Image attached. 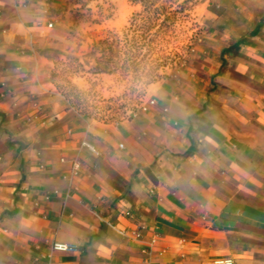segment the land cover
Listing matches in <instances>:
<instances>
[{
  "label": "crops",
  "instance_id": "obj_1",
  "mask_svg": "<svg viewBox=\"0 0 264 264\" xmlns=\"http://www.w3.org/2000/svg\"><path fill=\"white\" fill-rule=\"evenodd\" d=\"M229 1L183 80L101 125L47 83L51 1L0 0V264H264V0Z\"/></svg>",
  "mask_w": 264,
  "mask_h": 264
},
{
  "label": "rangeland",
  "instance_id": "obj_2",
  "mask_svg": "<svg viewBox=\"0 0 264 264\" xmlns=\"http://www.w3.org/2000/svg\"><path fill=\"white\" fill-rule=\"evenodd\" d=\"M44 58L51 90L91 123L141 113L162 85L183 80L229 0H49ZM211 3H213L211 5Z\"/></svg>",
  "mask_w": 264,
  "mask_h": 264
},
{
  "label": "built area",
  "instance_id": "obj_3",
  "mask_svg": "<svg viewBox=\"0 0 264 264\" xmlns=\"http://www.w3.org/2000/svg\"><path fill=\"white\" fill-rule=\"evenodd\" d=\"M48 26L51 27L52 24L50 23V24H48ZM153 104H154V100H153V99L149 100V101H148L147 103H145V104H142L141 111H142V110H146V109L148 108L149 105H153ZM120 148H123V146L120 145ZM78 167H79V165H77V164H75V165L73 166L72 176L77 175ZM136 236H137V235H136Z\"/></svg>",
  "mask_w": 264,
  "mask_h": 264
}]
</instances>
